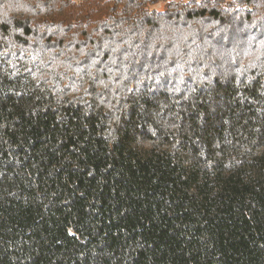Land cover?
Segmentation results:
<instances>
[{"label": "trees", "instance_id": "obj_1", "mask_svg": "<svg viewBox=\"0 0 264 264\" xmlns=\"http://www.w3.org/2000/svg\"><path fill=\"white\" fill-rule=\"evenodd\" d=\"M0 264H264V0H0Z\"/></svg>", "mask_w": 264, "mask_h": 264}]
</instances>
